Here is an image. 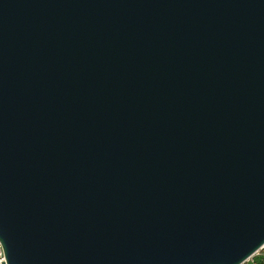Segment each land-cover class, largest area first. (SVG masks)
Instances as JSON below:
<instances>
[{"label": "water", "instance_id": "obj_1", "mask_svg": "<svg viewBox=\"0 0 264 264\" xmlns=\"http://www.w3.org/2000/svg\"><path fill=\"white\" fill-rule=\"evenodd\" d=\"M1 264H240L264 248V0H0Z\"/></svg>", "mask_w": 264, "mask_h": 264}, {"label": "built area", "instance_id": "obj_2", "mask_svg": "<svg viewBox=\"0 0 264 264\" xmlns=\"http://www.w3.org/2000/svg\"><path fill=\"white\" fill-rule=\"evenodd\" d=\"M1 261L5 262L4 253L0 244V264ZM240 264H264V248L257 250L253 255L248 257L245 261Z\"/></svg>", "mask_w": 264, "mask_h": 264}]
</instances>
